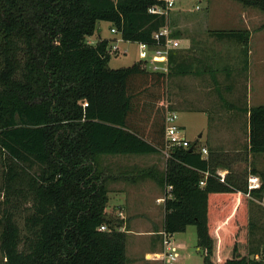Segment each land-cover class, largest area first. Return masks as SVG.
<instances>
[{"label": "trees", "instance_id": "trees-1", "mask_svg": "<svg viewBox=\"0 0 264 264\" xmlns=\"http://www.w3.org/2000/svg\"><path fill=\"white\" fill-rule=\"evenodd\" d=\"M232 1L264 12V0ZM163 5L157 0H0L3 264H128L127 229L117 230L122 220L106 214L102 159L161 154L167 81L200 72L187 52L177 49L169 53L165 73L142 60L110 69L115 40L92 44L89 39L103 22L122 42L160 46L163 40L154 35L166 27L168 11L148 10ZM208 35L240 45L246 71L247 30ZM244 111L245 150L264 154V106ZM168 154L162 172L134 173L164 189L163 231L172 235L194 226L203 264H258L249 248L252 224L245 195L258 198L264 185L248 192L249 174L242 182L243 176L222 163L223 153L209 150L203 156L197 142ZM219 170L227 171L224 182ZM251 175L264 179L255 171ZM101 226L107 231H99Z\"/></svg>", "mask_w": 264, "mask_h": 264}, {"label": "rangeland", "instance_id": "rangeland-1", "mask_svg": "<svg viewBox=\"0 0 264 264\" xmlns=\"http://www.w3.org/2000/svg\"><path fill=\"white\" fill-rule=\"evenodd\" d=\"M166 17V26L171 33L179 34L173 38L179 42L176 49L187 52L193 60L196 72H200L198 76L168 79L167 112L176 113L177 126L182 129L187 141L197 142V148H205L207 154L209 150L223 153L222 163L243 176L242 182H245L246 175L252 171L257 175H264V154L250 155L245 150L248 115L244 111L264 106V12L243 8L232 0H176ZM109 29V24L98 23L89 41L94 44L99 38L117 39L118 37L110 34ZM243 30H247L250 35L246 71H242L244 59L241 57L240 45L216 41L208 35L209 31ZM117 47L118 51L111 55L108 63L110 69L127 68L139 61L136 43L118 41ZM152 159L146 163L147 159L133 158L137 169L147 170L151 167L162 172L165 165L164 155L161 153ZM103 164L109 167L110 159L103 158L101 168ZM143 182L151 191L159 192L161 197L164 195V189L154 181ZM247 199L248 219L252 224L249 248L253 260L264 264V191L258 198ZM147 200L149 204H155L154 195L146 198V203ZM3 208L0 194V216ZM158 208L160 209L152 207L155 219L150 224L137 221L128 227L126 219L121 221L122 227H127L125 247L128 264H138L137 261L145 264V253L154 251L155 247L158 248L157 253L162 251L161 236L152 237L147 234L148 231L156 229L163 231L158 218V213L162 212ZM120 209L115 207V202L109 200L106 210L110 217ZM113 218L120 222L118 217ZM17 222L22 228V220L18 218ZM170 239L174 245L175 256V261L171 264H203V252L197 249L194 226L170 235ZM155 262L162 264L160 261ZM0 264H3L1 254Z\"/></svg>", "mask_w": 264, "mask_h": 264}, {"label": "built area", "instance_id": "built-area-1", "mask_svg": "<svg viewBox=\"0 0 264 264\" xmlns=\"http://www.w3.org/2000/svg\"><path fill=\"white\" fill-rule=\"evenodd\" d=\"M162 2L164 5V8H158V7H152L148 10L150 14L153 15H162L166 14L167 11H170L175 3L176 0H157ZM110 33L117 35L116 31L111 28ZM171 31L168 29V27H164L160 29L155 35V40H163V44L160 46H153L149 47L145 44H137L138 45V58L139 60L145 61L148 63V66L150 70L152 71H161V72H167V62H168V55L171 51L175 50L179 42L171 37ZM121 42V39L119 38L114 44L111 46V54H115L118 51L117 42ZM85 107L86 104H83ZM177 115L172 112H166L165 118H164V125H165V131H164V140H165V149L162 151V154L164 155L165 159L169 157L168 151L172 148H183L187 149L190 145V142L186 140L185 136L183 135L182 130L177 126L176 124ZM201 153L203 156L207 155V150L205 148H201ZM216 175L219 177L220 182H224V176L225 174L221 171H217ZM207 176V174H205ZM204 185V181L200 182V186ZM264 185V179L261 180L257 176H248L247 177V191L250 192L252 190H259L261 186ZM170 188H168V191ZM246 198L252 197L247 193L245 195ZM117 217L125 221L124 214L119 211L117 213ZM125 226V225H124ZM125 231V227H121L117 230ZM99 231L105 232L107 231V228L105 226H101L99 228ZM122 231V232H123ZM159 236H161V247L162 251L160 253H153V254H146L145 259L150 262L154 261H160L162 264H171L175 261L174 256V245L170 239V235L165 233L164 231H161L158 233Z\"/></svg>", "mask_w": 264, "mask_h": 264}, {"label": "crops", "instance_id": "crops-1", "mask_svg": "<svg viewBox=\"0 0 264 264\" xmlns=\"http://www.w3.org/2000/svg\"><path fill=\"white\" fill-rule=\"evenodd\" d=\"M110 29H111V26H110ZM110 29H109V32H110ZM115 36L118 38L117 39L116 38H111V39L103 38V39H106L109 41L115 40L116 42L119 39V36L118 35H115ZM90 43H93V42L90 41ZM184 77H187V76H182V77L179 76L178 78H184ZM158 155L159 154L150 155V156L106 157L110 159L111 164L109 167H105L106 164H103V168H101L102 177L106 179V185H107V190H108V202L109 200H111L115 202L116 208H121L119 211H121L126 217L125 219L127 220L128 227L134 225L135 222L137 221H143L146 223L153 222L155 218L152 213L153 211L152 207H155V209L156 207H160V209L158 208V210L159 212L161 211L162 213L161 214L158 213V218L160 219V222H161V229L163 227L164 195L161 197L159 195V192H156L155 190L151 191L150 187L145 182H143L144 180L152 181L151 179L134 178V173L139 171L140 168L137 169L135 167V161L133 160V158H138V159L144 158V159H147L145 160V162L148 163L149 161L153 160L152 158L154 156H158ZM244 159H247V157H244ZM152 163L154 162H150V164ZM152 167H154V165H152ZM219 171L223 172L224 174L227 173L226 170H219ZM249 176H254V175L249 174ZM152 195H154L155 204H149L148 200L146 203L145 202L146 198L151 197ZM118 212L112 213L113 217L115 216L117 217ZM106 214H107V210H106ZM153 227L154 226H152V228ZM159 232H160L159 229H156L155 231H152V230L150 232L148 231L147 234L153 237L155 235H158L155 233H159ZM157 250L158 248L155 247L154 251L146 252L145 254L157 253L158 252ZM137 262L138 264H144L142 261H137ZM154 263L158 264L159 262L154 261V262L148 263L146 261L145 264H154Z\"/></svg>", "mask_w": 264, "mask_h": 264}, {"label": "water", "instance_id": "water-1", "mask_svg": "<svg viewBox=\"0 0 264 264\" xmlns=\"http://www.w3.org/2000/svg\"><path fill=\"white\" fill-rule=\"evenodd\" d=\"M189 151H191V148L189 149Z\"/></svg>", "mask_w": 264, "mask_h": 264}]
</instances>
